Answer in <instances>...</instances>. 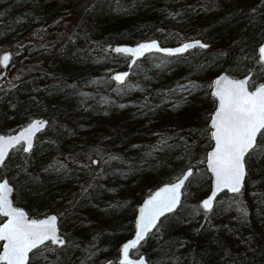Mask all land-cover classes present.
Here are the masks:
<instances>
[{
	"label": "trees",
	"instance_id": "obj_1",
	"mask_svg": "<svg viewBox=\"0 0 264 264\" xmlns=\"http://www.w3.org/2000/svg\"><path fill=\"white\" fill-rule=\"evenodd\" d=\"M231 1L28 0V15L20 20L23 0H0V20L6 24L0 47L25 31L59 35L48 48L47 69L36 74L29 69L24 78L0 85V131L34 115L47 118L36 135L42 137L28 151L15 146L0 164L15 204L29 214L52 210L58 216L64 243L41 244L30 254L34 263L110 257L109 264H122L115 261L118 243L132 230L138 198L190 165L179 204L138 245L145 264H264V129L245 154L240 191H221L209 210L197 203L209 181L203 160L214 104L211 76L219 69L233 75L251 69L249 86L264 80V61L256 56L264 35V0L245 5L237 31L224 34ZM150 35L161 43L199 36L208 45L174 55L146 53L122 83L111 80L108 71L100 73L122 56L110 43ZM151 59L170 75H153ZM171 150L176 152L169 158ZM87 152L96 154L98 165L92 158L79 161ZM163 160L159 177L138 196L117 188L128 175Z\"/></svg>",
	"mask_w": 264,
	"mask_h": 264
},
{
	"label": "snow or ice",
	"instance_id": "obj_2",
	"mask_svg": "<svg viewBox=\"0 0 264 264\" xmlns=\"http://www.w3.org/2000/svg\"><path fill=\"white\" fill-rule=\"evenodd\" d=\"M192 44H185L174 50L182 53ZM206 47V45H200ZM155 42L141 44L136 49L117 48L115 51L143 55L145 52L156 48ZM169 51V50H164ZM264 53V48L260 49ZM9 56L0 58V63L7 65ZM127 74H119L114 77L117 81H123ZM217 84L220 81L216 82ZM246 81H226V86L218 88L214 95L219 97V110L213 118L214 131L211 133L216 142L215 150L209 156V166L215 173V192L221 188H228L232 192H239L241 181L244 177L243 159L246 153L256 147L257 133L264 129V86L254 92L246 88ZM43 122H33L19 137L8 140L0 137V164L7 154L6 145L11 146L12 141L19 143L28 140L26 151L31 148L30 136L34 130L42 128ZM191 172L185 174L171 186H166L149 199L142 210L136 239L123 246V254L127 259L129 249L144 239L145 234L155 226L157 219L166 212H171L179 203L180 189ZM10 189L7 182L0 183V212L9 215L12 219L0 229V240H6L7 245L0 254V261L5 264H26L28 253L51 240L53 243L63 244L64 241L57 236L56 217L45 220H29L22 211L12 209L8 199ZM215 192L213 196H215ZM204 209L212 208V198L202 202ZM143 264V262H141Z\"/></svg>",
	"mask_w": 264,
	"mask_h": 264
},
{
	"label": "water",
	"instance_id": "obj_3",
	"mask_svg": "<svg viewBox=\"0 0 264 264\" xmlns=\"http://www.w3.org/2000/svg\"><path fill=\"white\" fill-rule=\"evenodd\" d=\"M153 42H155L157 47L151 49L150 51L145 52L143 55L136 56V55H132L131 53L118 52V53L126 56L125 66L124 67L112 68L109 71V77L111 78V80H113L114 82H117V83L124 82L125 79L127 78L128 74H129V72H130V69H131L133 63L136 61V59L143 57L146 53L157 52V53H160V54L174 55V54H179V53H175L174 50L177 49V48L182 47L185 44H192L194 46H199V47H201L200 45H206V46L208 45V43L206 41H204L199 36L184 37V38H182V39H180L178 41H174L172 43H161L156 36H149V37H141V38H138V39H136L134 41H115V42L110 43V49L113 52H117V51H115V49H117V48L136 49L141 44H151ZM190 48H192V47H190ZM190 48H188V49H190ZM261 48H264V35L261 38V40L258 42V44L256 45V56H257V59L261 60V61H264V53H261V51H260ZM164 50H169V51H164ZM4 55H8L9 59H10V50L9 49H2L0 51V58H2ZM8 63H9V61H8ZM8 63H7V65H8ZM7 65H5L3 63H0V74L2 72H4V69H5V67ZM119 74H127V75L125 76L123 81H117L116 79H114V77L116 75H119ZM250 76H251V69H248L246 72H244L242 74H238V75H233V74L228 73L224 69H219L210 78L209 93L214 99V104H213V106H212V108L210 110V113L208 115V118H207L208 137H209V140H210V144H209V146L206 148V150L204 152V160H203L204 167H205V169H206V171L208 172V175H209V181H208V189L206 190V192L204 194H202L197 199L198 205L203 210H206V209H204L202 207V202L204 200H206V199L211 197L212 198V205H213L214 199L216 198L218 193H220L221 191L232 192L228 188H221V190L219 192H215V187H216L215 173L211 170V168L209 166V162H208L210 154L215 150V147H216V142H215L214 138L212 137L211 133L215 130L214 127H213V118H214L216 112L219 110V105H220L219 97H216L214 95V92L218 88L225 87L226 86V81H228V80H230V81H246V85L245 86H246V88H247V90L249 92H254L257 89H259L261 86H264V80H259L256 83H254L252 86H249L248 81L250 79ZM217 81H220V83L217 84L216 83ZM35 121L43 122L44 126L42 128L37 129V130H34L33 133L31 134L30 139H31V147H32L36 135L41 130H43L45 128L46 124H47V118L45 116H43V115L31 116L26 121H24L22 124H20L18 127L14 128L13 130L0 131V137L4 138L5 140H8L9 138H12V137H19L21 135V133H24L25 130L28 129L29 126ZM15 146H19L22 151L26 152L25 149L28 147V140L24 139V140H21L19 143H15V141H12L11 146H7L6 145L7 154L10 151V149H12ZM6 155H5V157H6ZM5 157H4V159H5ZM92 161H95V159L93 158ZM243 164H244V175H245V161H244V159H243ZM191 170H192V167L190 165L185 166L177 176H175L174 178H172L170 180H164V181L159 182L157 185H155L147 193L143 194L138 199L137 203L135 204V209H134L133 218H132V230H131V232L128 235L124 236L119 241L118 248H117V256L115 258L116 262L122 263V264H141V262H143V264L146 263V256H145L144 252L139 251L136 254L131 252V250L137 248V246L139 245V243L142 240L136 245L135 248L129 249V253H128L127 259L124 257V254H123V251H122L123 250V246L126 243L136 239V233L139 230L138 229V224H139L140 216H141L142 210L144 209V206L146 205L147 201L149 199H151L162 188H164L166 186H171L173 183H176L179 179H182L184 177V175L189 173V171L191 172ZM243 180H244V177H243ZM243 180L241 181L240 189H241V187L243 185ZM185 181H184V183H185ZM3 182H7V185L9 187V189H10V192L8 193V199H9V201L11 203L12 209L22 211L29 220L40 221V220H45V219H47L49 217L55 216L56 217L57 236L60 239H62L63 241H65V238H64L63 234L59 231L58 216H57L56 212L50 210V211H47V212H45L43 214H40V215H28V213L24 209V207L15 204L14 201L12 200L11 193H12L13 185H12V183L8 180V178L5 175L0 176V183H3ZM182 187L180 189V198H181V194H182ZM214 192H215V196H213ZM179 201H180V199H179ZM177 205H176V207H177ZM207 210H209V209H207ZM0 215L2 216V218L0 220V229H2L4 227V225H6L12 219V217L9 216V215H5L3 212H0ZM159 218L157 219L156 223L158 222ZM156 223H155V225H156ZM152 229H153V227L149 231H151ZM147 233L145 234V236L147 235ZM48 241L51 244H54L56 246L61 245L59 243H53L51 240H48ZM6 245H7V241L6 240H0V254L3 253L4 247ZM110 261H111V258L110 257H106V258H103V259L97 260V261H84L81 264H109ZM0 262H3V261H0ZM3 263L5 264V262H3Z\"/></svg>",
	"mask_w": 264,
	"mask_h": 264
},
{
	"label": "rangeland",
	"instance_id": "obj_4",
	"mask_svg": "<svg viewBox=\"0 0 264 264\" xmlns=\"http://www.w3.org/2000/svg\"><path fill=\"white\" fill-rule=\"evenodd\" d=\"M251 0H232L230 6H228V21L229 26L226 30V33H235L236 27L239 23V19L237 18L241 9L249 4ZM28 3V0H23L22 3L18 6L19 12L17 15V19H23L24 16L28 15L26 9V4ZM37 19L36 21H38ZM39 22H36V26H38ZM6 24L3 22V18L0 20V29H4ZM150 29V27H149ZM30 31V30H29ZM152 34V33H151ZM154 36V35H150ZM145 37V36H141ZM140 37V38H141ZM58 39L59 35L52 33L48 29H42L40 31L33 32H21L19 35H16L14 37L10 36L5 43H1L0 50L8 48L10 50V59L8 65L5 67L4 72L0 74V85H5L10 82L22 79L26 76L27 71L29 69L33 70V73H37L39 69H47L48 68V59L50 57V50H48L51 41L53 39ZM236 41H231V46L234 45ZM16 44L17 47L15 50H12V45ZM8 45V46H5ZM125 59L126 56L122 55L119 56L117 62L110 66L109 68L105 69L102 68L100 70V73H104L106 71H110L112 68H115L116 64L119 63L121 60H124L122 64H119L118 67H124L125 66ZM149 66L152 67L153 75H156L159 78H163L165 76L170 75V71L166 69H161L158 67V61L157 59H151L149 60ZM252 77V76H251ZM99 84H102L105 82L104 80L98 79ZM176 114L175 110L172 112ZM42 135H38L35 137L34 141L41 138ZM202 139V138H201ZM195 149L198 151L201 149V140L196 141ZM175 150H171L169 152V158L173 156V153H175ZM181 152H178V154ZM91 158L95 159L93 161L94 165H98L100 161H97L96 154L92 152H87L86 155L83 154L82 157L79 158V161H89ZM79 161L77 163H79ZM164 160L162 162L160 161H154L152 164L146 166L143 171H140L138 174L128 175L124 180H122L117 186L118 189L122 190L123 192H134L135 196H138L139 193H141L143 190H145L149 183L155 179H157L161 173V171L164 169ZM1 175L2 172L0 171ZM140 197V196H139ZM139 199V198H138ZM105 203H101L100 205L103 206ZM141 251L139 246L135 249V253H138ZM84 260H77V264H81ZM34 264V263H29Z\"/></svg>",
	"mask_w": 264,
	"mask_h": 264
},
{
	"label": "flooded vegetation",
	"instance_id": "obj_5",
	"mask_svg": "<svg viewBox=\"0 0 264 264\" xmlns=\"http://www.w3.org/2000/svg\"><path fill=\"white\" fill-rule=\"evenodd\" d=\"M257 134H258V133H257ZM27 213H28V212H27ZM28 215H33V214H29V213H28ZM0 216H1V215H0ZM1 218H2V216H1ZM0 220H1V219H0ZM46 242L49 243V244H51L49 241H45L44 243H46ZM51 245H54V244H51ZM61 245H62V244H61ZM39 246H40V245H39ZM39 246H38V247H39ZM54 246H56V245H54ZM59 246H60V245H59ZM38 247H37V248H38ZM35 249H36V248H35ZM35 249H32V250L28 253V260H27L26 264H29V263H31V262L34 263V261H33L32 259H30V254H31V252L34 251ZM131 252L133 253V252H134V249L131 250ZM0 264H4V263H3V262H0ZM34 264H36V263H34Z\"/></svg>",
	"mask_w": 264,
	"mask_h": 264
}]
</instances>
